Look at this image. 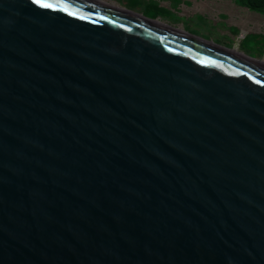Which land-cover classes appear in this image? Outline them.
Returning a JSON list of instances; mask_svg holds the SVG:
<instances>
[{"label":"water","instance_id":"1","mask_svg":"<svg viewBox=\"0 0 264 264\" xmlns=\"http://www.w3.org/2000/svg\"><path fill=\"white\" fill-rule=\"evenodd\" d=\"M254 61L100 0H0V264H264Z\"/></svg>","mask_w":264,"mask_h":264},{"label":"rangeland","instance_id":"2","mask_svg":"<svg viewBox=\"0 0 264 264\" xmlns=\"http://www.w3.org/2000/svg\"><path fill=\"white\" fill-rule=\"evenodd\" d=\"M264 66V15L234 0H103ZM245 56V57H244Z\"/></svg>","mask_w":264,"mask_h":264},{"label":"trees","instance_id":"3","mask_svg":"<svg viewBox=\"0 0 264 264\" xmlns=\"http://www.w3.org/2000/svg\"><path fill=\"white\" fill-rule=\"evenodd\" d=\"M234 3L241 8L264 15V0H234Z\"/></svg>","mask_w":264,"mask_h":264},{"label":"bare ground","instance_id":"4","mask_svg":"<svg viewBox=\"0 0 264 264\" xmlns=\"http://www.w3.org/2000/svg\"><path fill=\"white\" fill-rule=\"evenodd\" d=\"M115 8V7H114ZM231 54H233V53H231ZM234 55H236V54H234ZM237 56V55H236ZM240 57V56H239ZM241 58V57H240ZM254 63H256V62H254ZM256 64H258V65H260V66H262V67H264L262 64H259V63H256Z\"/></svg>","mask_w":264,"mask_h":264},{"label":"crops","instance_id":"5","mask_svg":"<svg viewBox=\"0 0 264 264\" xmlns=\"http://www.w3.org/2000/svg\"><path fill=\"white\" fill-rule=\"evenodd\" d=\"M100 1H103V0H100Z\"/></svg>","mask_w":264,"mask_h":264}]
</instances>
